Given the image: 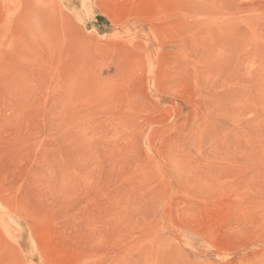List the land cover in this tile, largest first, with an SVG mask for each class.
<instances>
[{
  "label": "rangeland",
  "instance_id": "rangeland-1",
  "mask_svg": "<svg viewBox=\"0 0 264 264\" xmlns=\"http://www.w3.org/2000/svg\"><path fill=\"white\" fill-rule=\"evenodd\" d=\"M0 264H264V0H0Z\"/></svg>",
  "mask_w": 264,
  "mask_h": 264
}]
</instances>
